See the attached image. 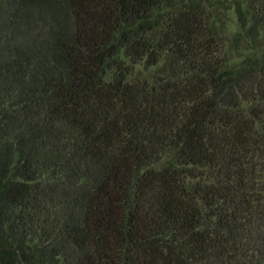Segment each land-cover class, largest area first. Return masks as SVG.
I'll return each instance as SVG.
<instances>
[{"label": "trees", "instance_id": "obj_1", "mask_svg": "<svg viewBox=\"0 0 264 264\" xmlns=\"http://www.w3.org/2000/svg\"><path fill=\"white\" fill-rule=\"evenodd\" d=\"M263 37L264 0H0V264H264Z\"/></svg>", "mask_w": 264, "mask_h": 264}, {"label": "rangeland", "instance_id": "obj_2", "mask_svg": "<svg viewBox=\"0 0 264 264\" xmlns=\"http://www.w3.org/2000/svg\"><path fill=\"white\" fill-rule=\"evenodd\" d=\"M237 28L236 16L232 9L222 10L219 13V29L221 33L227 37L232 34V32ZM262 43H264V37L262 38ZM247 53L246 50L241 51H230V61L237 62L240 58ZM158 66L151 67L149 70H144L139 67L142 75H150L153 73Z\"/></svg>", "mask_w": 264, "mask_h": 264}]
</instances>
